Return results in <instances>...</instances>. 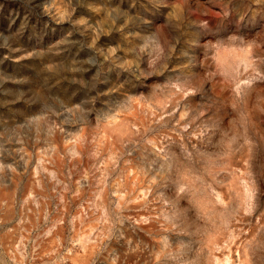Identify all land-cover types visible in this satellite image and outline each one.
<instances>
[{"label": "rangeland", "instance_id": "rangeland-1", "mask_svg": "<svg viewBox=\"0 0 264 264\" xmlns=\"http://www.w3.org/2000/svg\"><path fill=\"white\" fill-rule=\"evenodd\" d=\"M0 264H264V0H0Z\"/></svg>", "mask_w": 264, "mask_h": 264}]
</instances>
